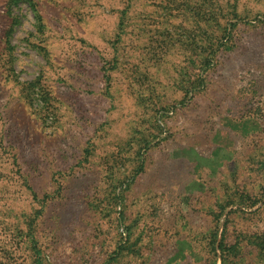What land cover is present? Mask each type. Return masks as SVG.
I'll list each match as a JSON object with an SVG mask.
<instances>
[{"label":"rangeland","instance_id":"obj_1","mask_svg":"<svg viewBox=\"0 0 264 264\" xmlns=\"http://www.w3.org/2000/svg\"><path fill=\"white\" fill-rule=\"evenodd\" d=\"M0 264H264V0H0Z\"/></svg>","mask_w":264,"mask_h":264},{"label":"trees","instance_id":"obj_2","mask_svg":"<svg viewBox=\"0 0 264 264\" xmlns=\"http://www.w3.org/2000/svg\"><path fill=\"white\" fill-rule=\"evenodd\" d=\"M221 248H222V245H221Z\"/></svg>","mask_w":264,"mask_h":264}]
</instances>
